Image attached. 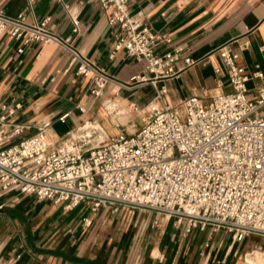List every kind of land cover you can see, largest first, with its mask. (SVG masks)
I'll return each instance as SVG.
<instances>
[{"label":"crops","instance_id":"0c3cea01","mask_svg":"<svg viewBox=\"0 0 264 264\" xmlns=\"http://www.w3.org/2000/svg\"><path fill=\"white\" fill-rule=\"evenodd\" d=\"M0 10L8 16L23 13L29 24L49 17L55 34L69 38L74 50L112 79L94 96L89 77L76 74L78 63L60 44L0 35V105L11 110L7 123L26 126L8 144L35 133L45 121L51 145L70 134L94 133L98 141L133 133L148 103L160 105V85L166 87L163 99L180 110L186 97L208 100L228 88L218 51L223 45L238 54L237 64L264 68V0H129L131 14L140 13L151 31L170 38L156 53L180 49L176 66L182 69L157 89L148 82L119 87L135 83L130 77L144 73L146 62L114 50L122 31L109 25L111 12L99 0H0ZM186 227L144 209H92L87 202L68 209L65 203L0 188V264H252L247 255L264 254V236L238 241L227 229L197 225L187 232Z\"/></svg>","mask_w":264,"mask_h":264},{"label":"built area","instance_id":"2783aa9c","mask_svg":"<svg viewBox=\"0 0 264 264\" xmlns=\"http://www.w3.org/2000/svg\"><path fill=\"white\" fill-rule=\"evenodd\" d=\"M99 3L111 12L109 25L122 31L114 50L125 49L146 62L144 73L130 77L136 82L118 84L120 88L148 82L157 89L182 69L176 66L180 49L155 52L170 38L151 31L140 13L131 14L129 0ZM48 21L45 17L29 24L23 13L8 16L0 10V35L24 43L60 44L78 63L76 74L89 77L91 94L102 95L112 79L74 50L69 38L55 34ZM73 25L77 31V19ZM218 51L227 68L226 90L208 100L186 97L180 110L163 99L166 87L160 85L156 90L160 105L148 103V116L138 129L95 144L94 133L85 132L51 145L46 139L49 121L8 144L26 126L7 123L11 110L0 105V188L65 203L68 209L81 202L92 209L102 205L144 209L177 224L185 222L187 232L199 225L232 231L238 241L249 234L264 236V68L255 63L248 70L237 64L238 54L228 45ZM184 63L190 64L186 58ZM68 115L63 113L59 120L64 122Z\"/></svg>","mask_w":264,"mask_h":264},{"label":"rangeland","instance_id":"374dc122","mask_svg":"<svg viewBox=\"0 0 264 264\" xmlns=\"http://www.w3.org/2000/svg\"><path fill=\"white\" fill-rule=\"evenodd\" d=\"M247 85L250 87V86L253 85V82H249ZM145 116H148V112H147V113H145V112L142 113V116H141L140 119L143 120V118H144ZM142 117H143V118H142ZM104 120H105V118H104ZM142 122H143V121H142ZM107 131L109 132V134H112V132H114L111 126L107 127ZM49 137L52 138V140H53V137H51V136H49ZM96 139H97V138H95V139L92 141L91 144H95V143L97 142ZM54 142L57 144V140H56V139L54 140ZM256 237H257L258 239L263 238V237H261V236H256Z\"/></svg>","mask_w":264,"mask_h":264},{"label":"bare ground","instance_id":"6f19581e","mask_svg":"<svg viewBox=\"0 0 264 264\" xmlns=\"http://www.w3.org/2000/svg\"><path fill=\"white\" fill-rule=\"evenodd\" d=\"M246 260L252 264H264V254L257 255V258H254L251 255H247Z\"/></svg>","mask_w":264,"mask_h":264}]
</instances>
